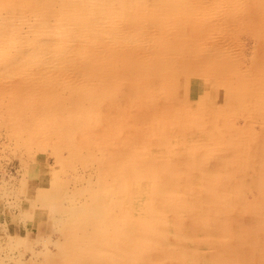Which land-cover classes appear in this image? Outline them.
I'll return each mask as SVG.
<instances>
[{
	"label": "rangeland",
	"instance_id": "1",
	"mask_svg": "<svg viewBox=\"0 0 264 264\" xmlns=\"http://www.w3.org/2000/svg\"><path fill=\"white\" fill-rule=\"evenodd\" d=\"M135 240L264 264V0H0V264Z\"/></svg>",
	"mask_w": 264,
	"mask_h": 264
},
{
	"label": "bare ground",
	"instance_id": "2",
	"mask_svg": "<svg viewBox=\"0 0 264 264\" xmlns=\"http://www.w3.org/2000/svg\"><path fill=\"white\" fill-rule=\"evenodd\" d=\"M125 12V11H124ZM130 34V33H129ZM112 37V36H111ZM131 40V39H130ZM131 41H133V40H131ZM56 46V45H55ZM6 118V117H5ZM65 119V118H64ZM135 132V131H134ZM152 176V174L149 176V177H151ZM156 178H157V175H154V177L150 180L151 182L149 183V185H148V189L147 190H144V194L147 196V197H150L151 198V196L153 197V195L155 194V193H157L158 191H160L161 193L163 192L162 191V189H161V187L159 186V187H156ZM153 182H154V184H153ZM130 183H131V181H130ZM134 184H136L135 185V187L136 188H138V186H137V182H134ZM135 189V188H134ZM145 192H147V193H145ZM131 195V194H130ZM144 195V196H145ZM154 200V199H153ZM142 209H144L145 210V208H142ZM149 210L151 211V213H152V205H149ZM148 210V211H149ZM143 213V212H142ZM96 214H100L99 212L98 213H96ZM144 214V213H143ZM154 214H155V210H154ZM114 218V217H113ZM113 218L111 217L110 219H106L105 221H106V226H105V229H106V232H107V230H109V229H111V233L112 234H114V224H113ZM159 219H161V218H159ZM156 220V219H155ZM144 221H145V219H144ZM156 222H157V220H156ZM111 223V224H110ZM152 224L154 225V223L152 222ZM161 229V228H160ZM177 232H175L174 234H176ZM173 234V235H174ZM179 234V233H178ZM177 234V235H178ZM165 235H166V232H165ZM111 237H113V236H111ZM116 237V236H115ZM177 237V236H176ZM174 239H175V237H173ZM142 239V238H141ZM109 240H110V236H109ZM166 242V241H165ZM140 243H141V241H139V240H135L134 241V243H133V245L129 248V249H125V247L124 246H122V247H118L117 249L115 248L114 249V251H112L113 252V254H115L116 255V257H114V256H112V258H115V259H118L119 261H121L122 263L124 262V264H126V263H129V262H132V261H130V259L132 258V259H134L135 260V258H137L138 260H139V258H141L142 257V252H144V250L146 249V247H144V245H140ZM146 243V242H145ZM144 244V243H143ZM147 244V243H146ZM189 250H190V248H189ZM193 250V249H192ZM140 256V257H139ZM153 258V257H152ZM138 260H136V261H138ZM148 260H150L149 258H148ZM128 261V262H127ZM150 263H151V261H150ZM173 263V262H172Z\"/></svg>",
	"mask_w": 264,
	"mask_h": 264
}]
</instances>
